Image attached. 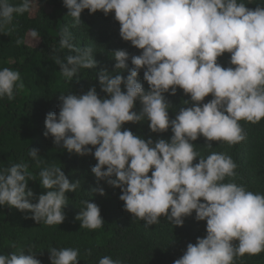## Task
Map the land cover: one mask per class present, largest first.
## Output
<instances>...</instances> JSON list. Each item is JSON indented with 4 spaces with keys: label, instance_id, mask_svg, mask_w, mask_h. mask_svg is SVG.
<instances>
[{
    "label": "clouds",
    "instance_id": "obj_1",
    "mask_svg": "<svg viewBox=\"0 0 264 264\" xmlns=\"http://www.w3.org/2000/svg\"><path fill=\"white\" fill-rule=\"evenodd\" d=\"M37 4L0 0V32L14 31V17L35 12ZM63 4L73 27L81 24L84 10L105 16L114 12L122 40L142 52L131 57L123 49L112 53L114 72L97 73L106 97L101 98L95 87L81 95H60L59 114L46 115L45 137L51 135L54 144L69 153L94 155L97 164L91 171L97 187L92 191L105 195L100 181L119 188L125 211L146 226L160 223L161 217L183 226L193 212L197 221H206V236L188 243L173 264H235L245 254L264 252V194L235 182L237 164L230 155L213 151L205 157L194 144L200 137L209 149L212 142L239 144L247 138L240 121L256 124L264 119V6L253 10L243 0H63ZM28 35L41 39L36 29ZM73 40L69 28L63 27L60 47L73 54L66 62L53 57L68 80L81 68L98 66L93 48L78 47ZM23 43L16 40L18 46ZM225 53L230 54L227 68L218 63ZM125 70L126 78L121 75ZM141 70L148 90L138 82ZM178 88L190 101H183L170 119L173 105L165 94L175 96ZM23 89L19 71L0 69V99L12 100ZM209 95L213 98L204 103ZM145 119L151 133L171 129L170 140H145L122 130L125 124ZM28 154L37 166L43 163L38 149H29ZM39 177L47 191L36 197L28 188L36 177L27 163L0 168V206L32 213L28 218L37 224L60 225L66 219V193L76 192L81 181L70 183L55 165L43 167ZM226 178L231 179L225 182ZM82 204L76 217L81 228L100 229L105 222L99 206L89 200ZM49 253L50 264H79V249L51 248ZM35 257L31 249L27 254L20 250L0 254V264H41ZM99 264L123 262L104 256Z\"/></svg>",
    "mask_w": 264,
    "mask_h": 264
},
{
    "label": "trees",
    "instance_id": "obj_2",
    "mask_svg": "<svg viewBox=\"0 0 264 264\" xmlns=\"http://www.w3.org/2000/svg\"><path fill=\"white\" fill-rule=\"evenodd\" d=\"M19 4L20 0H11ZM37 10L31 14L24 13L14 17V31L0 32V69L7 67L21 74L24 89L14 94V99L5 96L0 99V168L9 167L15 163H27L29 171L36 181H29L28 188L38 197L46 194L40 185L39 172L43 167L55 165L61 167L70 183L81 181V188L76 192L66 193L68 205L64 209L65 221L60 225L36 223L29 212L7 205L0 206V254L8 255L29 249L36 255L41 264H50L51 248L79 249V264H99L104 256L119 259L123 264H173L180 258L188 243H196L198 237L206 236V221H197L195 212L184 219L183 226H175L165 217L160 223L146 226L144 221L134 218L124 209V202L119 199L122 194L119 188H112L106 182L100 181V187L105 191L104 196L92 191L97 187L95 175L91 169L97 164L94 155L80 156L75 152L69 153L62 146L54 144V138L45 137V118L50 112L57 115L60 110V95L73 93L81 95L90 87H95L101 98L107 94L101 92L97 73L101 69L114 72L116 61L112 53L116 50H126L129 56L140 55L142 50L131 45L120 37V25L114 19V12L105 16L102 11L89 14L88 10L81 13V24L73 27V19L68 16V9L63 0H37ZM250 9L257 5L264 6V0H243ZM67 26L72 33L73 43L81 48L91 47L94 59L98 62L96 69H79L71 80L63 77L60 67L53 57L58 56L66 62L70 54L67 49L60 47V30ZM12 27V26H9ZM36 29L41 39L30 42L29 30ZM17 39L25 43L16 44ZM230 54L225 53L218 58V63L227 68L230 65ZM132 67L131 60L128 62ZM125 70L121 75H128ZM145 90L148 84L143 80V70L138 76ZM122 90L124 86L122 85ZM166 99L173 105L169 110L170 119H174L179 107L190 96L177 89V94H165ZM213 97L209 95L204 103ZM188 106H191V102ZM141 105L136 102L135 111ZM247 133L245 141L228 145L223 141L212 142V148H207L206 140L200 137L194 144L202 156L211 152L226 153L237 164L235 182L246 186L253 192L264 194V119L252 124L240 121ZM129 129L133 134L147 140L151 137L170 140L171 129L165 133H151L148 121L141 124H125L122 130ZM92 147V146H88ZM29 149H38L43 158L39 166L29 156ZM93 153L95 149H92ZM194 161L193 163H197ZM151 172H149V176ZM231 178H226L229 182ZM83 200L95 203L101 210L104 225L100 229L89 230L81 228V222L76 219L83 209ZM37 202L36 200L32 201ZM203 202V201H202ZM238 243V242H234ZM15 245V247H12ZM91 251V255H88ZM235 264H264V252L256 255L245 254L238 257Z\"/></svg>",
    "mask_w": 264,
    "mask_h": 264
},
{
    "label": "rangeland",
    "instance_id": "obj_3",
    "mask_svg": "<svg viewBox=\"0 0 264 264\" xmlns=\"http://www.w3.org/2000/svg\"><path fill=\"white\" fill-rule=\"evenodd\" d=\"M30 40H31V37L29 36L28 41L30 42Z\"/></svg>",
    "mask_w": 264,
    "mask_h": 264
}]
</instances>
